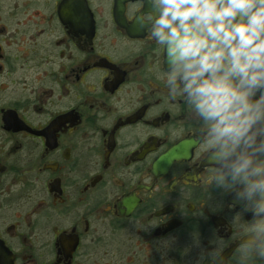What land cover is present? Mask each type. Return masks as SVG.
<instances>
[{"label": "flooded vegetation", "instance_id": "1", "mask_svg": "<svg viewBox=\"0 0 264 264\" xmlns=\"http://www.w3.org/2000/svg\"><path fill=\"white\" fill-rule=\"evenodd\" d=\"M151 11L0 0V264H195L215 245L239 264L245 220L187 179L211 165L166 94Z\"/></svg>", "mask_w": 264, "mask_h": 264}, {"label": "clouds", "instance_id": "2", "mask_svg": "<svg viewBox=\"0 0 264 264\" xmlns=\"http://www.w3.org/2000/svg\"><path fill=\"white\" fill-rule=\"evenodd\" d=\"M149 2L144 24L163 53L166 94L198 121L211 165L187 179L226 197L245 220L232 241L239 264L264 260V0ZM195 264H227V255L201 247Z\"/></svg>", "mask_w": 264, "mask_h": 264}]
</instances>
